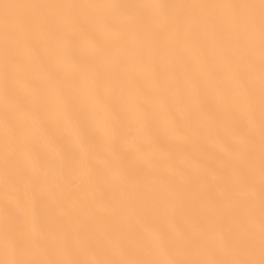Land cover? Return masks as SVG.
Instances as JSON below:
<instances>
[{"label":"snow or ice","instance_id":"6c2138e0","mask_svg":"<svg viewBox=\"0 0 264 264\" xmlns=\"http://www.w3.org/2000/svg\"><path fill=\"white\" fill-rule=\"evenodd\" d=\"M0 264H264V0H0Z\"/></svg>","mask_w":264,"mask_h":264}]
</instances>
